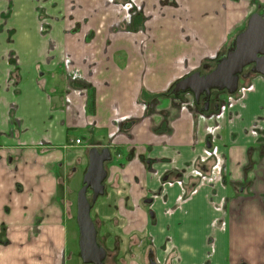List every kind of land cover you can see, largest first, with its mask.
<instances>
[{
	"label": "crops",
	"instance_id": "1",
	"mask_svg": "<svg viewBox=\"0 0 264 264\" xmlns=\"http://www.w3.org/2000/svg\"><path fill=\"white\" fill-rule=\"evenodd\" d=\"M123 1L0 0V264H81L66 194L92 147L111 155L101 219L133 239L123 264H264V76L207 109L172 93L264 0H133L129 22Z\"/></svg>",
	"mask_w": 264,
	"mask_h": 264
},
{
	"label": "water",
	"instance_id": "2",
	"mask_svg": "<svg viewBox=\"0 0 264 264\" xmlns=\"http://www.w3.org/2000/svg\"><path fill=\"white\" fill-rule=\"evenodd\" d=\"M248 65H251L250 72L264 76V5L261 12H254L249 16L245 28L235 36L232 46L212 70L206 74L196 71L181 78L173 87V92L177 94L191 91L197 102L201 97L208 101L212 89L233 94L238 88L240 74ZM247 75L248 73H244L242 77ZM110 159L108 148L89 149L83 184L76 196L78 248L85 264H104L106 257L105 248L97 242V230L90 209L98 196L104 193L103 182L107 176L105 162ZM88 189L92 191L91 201L86 195Z\"/></svg>",
	"mask_w": 264,
	"mask_h": 264
},
{
	"label": "rangeland",
	"instance_id": "3",
	"mask_svg": "<svg viewBox=\"0 0 264 264\" xmlns=\"http://www.w3.org/2000/svg\"><path fill=\"white\" fill-rule=\"evenodd\" d=\"M247 70H249L248 66H246L243 69V72H245ZM246 92H247V90L243 91V93H246ZM234 101H236V100H234ZM75 133L76 132H74V131L71 132V134H75ZM98 149H100V148H98ZM109 164L110 163H108V161L105 162V168H107V170L110 167ZM82 171H81L80 167H78V172H77L78 175L73 177V179L68 175L69 178H67V179H70V178L72 179V180L70 179L68 181V183L70 185L67 184V185L71 186L72 189L71 190L69 189L68 190L69 192L67 191L66 195H67V198H70L69 199L70 200L69 203H70V206L72 208V215H73L74 219H75V216H76V196H77V191L82 186V180H83L82 179L83 178L82 177ZM67 174H69L68 171H67ZM103 184L105 185V188L106 187H108L109 189L114 188V185L112 183L109 184L107 181H104ZM108 192H110V190H108ZM91 194H92V192L89 190L87 192V197H88L89 201H91ZM105 194H106V191L101 196H99L98 199L92 204L93 207L91 209V216H92L93 220H95L97 222V228H99L100 225L102 224V232L105 229H107L108 232L106 234L104 233V235H100L99 234V237H100V241L102 242V244H104L106 247L109 248L110 253H111L112 247H115L114 245L116 244V242L124 243V244H120V246L118 245L120 248L116 247V251L113 250L114 251L113 254L116 253L117 257H118L119 253L122 255V256L120 255L121 257L116 259V262H117L116 264H123L124 260L129 258V255L131 256V254L128 255V253H132L133 252V251L131 252V249H128V247L125 244H131L133 242V239L130 242V240L125 239L126 238L125 236L122 237L121 235H118L119 237L117 236V238H116L115 235L113 234V232H114L112 230L113 228L110 229V226H108V223H107V221H105L104 213L102 211L104 210V207H106L108 205V203L111 202V198L109 197L108 194H106V195ZM103 195H105V196H103ZM107 199H109V201ZM101 216L104 217L103 221L101 219ZM106 219L109 220L108 218H106ZM113 226L114 227L117 226V223L113 224ZM112 235L115 238L110 239L109 237H111ZM116 239H121V241H117ZM131 245H133V244H131ZM113 254H112V256H113Z\"/></svg>",
	"mask_w": 264,
	"mask_h": 264
},
{
	"label": "flooded vegetation",
	"instance_id": "4",
	"mask_svg": "<svg viewBox=\"0 0 264 264\" xmlns=\"http://www.w3.org/2000/svg\"><path fill=\"white\" fill-rule=\"evenodd\" d=\"M111 1H113V0H106V2H110L111 3ZM115 1V0H114ZM118 3V2H117ZM122 4H121V7L123 8V10H124V20L125 21H130L131 20V17H132V15H133V13L135 12V11H138V6L137 5H135V3H134V1L133 0H126V1H123V2H121ZM259 9H261V11H262V7L261 8H259ZM260 12V11H259ZM248 67H249V70H247V71H245V72H242V74H244V73H246V72H250V68H251V65H248ZM213 69V68H212ZM211 69V70H212ZM199 72H200V74H206V73H208L210 70L208 69V68H202V69H200V70H198ZM196 72V71H195ZM193 73V72H192ZM189 74H191V73H189ZM189 74H187V75H189ZM242 74H240L241 76H242ZM80 80H83V73H82V77L81 78H79ZM175 86V85H174ZM240 87L241 86H239V83H238V88H237V90H236V92H234L233 94H236L237 93V91H238V89H240ZM172 93L173 94H175L174 92H173V89H172ZM213 93V89L211 90V94H210V96H209V98H208V101H206V100H204L202 97L200 98V100L197 102L196 100V102H197V104H198V106L200 107V108H202V107H205L206 109H207V107H208V102H209V99L211 98V96L213 95L212 94ZM233 94H229V96H233ZM201 96H203V95H201ZM195 99V98H194ZM202 99V100H201ZM204 101V102H203ZM205 102H207V104L205 103ZM203 103V104H202ZM221 105H224V103L223 104H221ZM221 105H219L218 106V110H219V112L221 111L220 110V107H221ZM225 106V109L223 110V111H225L226 109H227V106L226 105H224ZM145 108H147V109H145L146 111H145V114L147 113V111L149 112V109H148V106L147 105H145ZM106 170H107V168H106ZM107 175H108V170H107ZM107 177V176H106ZM106 179V178H105ZM105 181V180H104ZM83 184V183H82ZM90 189H88L87 190V192L89 191ZM104 190H105V188H104ZM91 191V190H90ZM78 192V191H77ZM92 192V191H91ZM86 195H87V193H86ZM92 195V194H91ZM88 198V197H87ZM97 200V199H96ZM91 208H92V205H91ZM90 214H91V209H90ZM92 217V216H91ZM92 220H93V218H92ZM94 224H95V227H96V230H97V242H98V244L100 245V246H102V247H104L105 248V250H106V257H105V259H104V264H111V261H113L115 264L117 263L116 262V259L117 258H119L120 256L118 255V257L116 258V253L115 254H113V250H111V253H110V250H109V248L108 247H106L104 244H102V242L100 241V237H99V232H98V228H97V224H96V222H95V220H94ZM79 249V248H78ZM78 253H79V251H78ZM150 251H148L147 252V254H148V256L150 255ZM112 254H113V256H112ZM151 259V258H150ZM149 259V260H150ZM79 260H80V262H81V264H85V263H83V261L81 260V257H80V254H79ZM153 260V261H152ZM112 262V263H113ZM151 262H154L155 264H158L154 259H151V261H150V263ZM149 263V264H150Z\"/></svg>",
	"mask_w": 264,
	"mask_h": 264
},
{
	"label": "built area",
	"instance_id": "5",
	"mask_svg": "<svg viewBox=\"0 0 264 264\" xmlns=\"http://www.w3.org/2000/svg\"><path fill=\"white\" fill-rule=\"evenodd\" d=\"M64 64H65L66 69H67V74H68V76L70 78H72L74 80H79V78L82 77V71L81 70H77V69L75 70L74 68L70 67L71 59H66L64 61ZM246 89H247V87H244V86L240 87V89H238L236 94H233V96H229L230 97L229 99L230 100L234 99L235 98L234 96H237V98L242 96L244 94L243 91H245ZM237 98H236V100H237ZM66 101L67 102L69 101L68 97H66ZM224 109H225V106L221 105L220 110L223 111ZM80 143H81V139L80 138H75V139L69 138L68 139V144L69 145L80 144Z\"/></svg>",
	"mask_w": 264,
	"mask_h": 264
},
{
	"label": "trees",
	"instance_id": "6",
	"mask_svg": "<svg viewBox=\"0 0 264 264\" xmlns=\"http://www.w3.org/2000/svg\"><path fill=\"white\" fill-rule=\"evenodd\" d=\"M260 12H261V10H260ZM244 28V27H243ZM243 28H242V30H243ZM241 30V31H242ZM214 68V67H213ZM254 73H251V72H249V76H251V75H253ZM248 78H243L241 75H240V79H239V84L240 83H243V81H245V80H247Z\"/></svg>",
	"mask_w": 264,
	"mask_h": 264
}]
</instances>
